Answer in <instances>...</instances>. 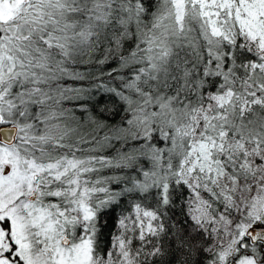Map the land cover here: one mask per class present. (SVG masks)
I'll return each mask as SVG.
<instances>
[{"label":"snow or ice","instance_id":"obj_1","mask_svg":"<svg viewBox=\"0 0 264 264\" xmlns=\"http://www.w3.org/2000/svg\"><path fill=\"white\" fill-rule=\"evenodd\" d=\"M0 264H264V0H0Z\"/></svg>","mask_w":264,"mask_h":264}]
</instances>
